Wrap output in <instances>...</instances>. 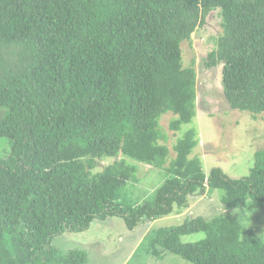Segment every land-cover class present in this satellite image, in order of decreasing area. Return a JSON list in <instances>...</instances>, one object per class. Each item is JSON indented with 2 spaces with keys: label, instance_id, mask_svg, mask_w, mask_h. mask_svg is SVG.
Here are the masks:
<instances>
[{
  "label": "trees",
  "instance_id": "16d2710c",
  "mask_svg": "<svg viewBox=\"0 0 264 264\" xmlns=\"http://www.w3.org/2000/svg\"><path fill=\"white\" fill-rule=\"evenodd\" d=\"M216 9L222 31L204 66L222 64L232 109L264 112V0H0V138L9 148L0 156V264H85L84 250L59 253L53 237L109 215L133 229L185 211L206 190H222L228 208L247 197L246 209L264 208V149L248 176L205 173L191 156L197 129L170 157L160 126L167 111L175 132L196 116V73L180 46ZM105 157L115 159L97 169ZM126 158L167 172L146 201H120L136 179ZM199 231L197 241L180 239ZM147 238L159 259L264 264V232L232 215L189 216Z\"/></svg>",
  "mask_w": 264,
  "mask_h": 264
},
{
  "label": "rangeland",
  "instance_id": "374dc122",
  "mask_svg": "<svg viewBox=\"0 0 264 264\" xmlns=\"http://www.w3.org/2000/svg\"><path fill=\"white\" fill-rule=\"evenodd\" d=\"M222 31L219 11L213 10L198 26L189 40L181 43L183 66L193 67L196 73V116L191 123L182 124L179 131L169 129L174 117L165 112L160 118V126L167 135L170 157L175 155L173 145L185 130L195 127L198 144L191 156L200 158L203 171L218 167L231 178L248 176L254 162L255 152L264 149V112L252 114L249 111L232 109L222 88V64L206 68L204 60L216 47V40ZM6 140L0 138V156L9 152ZM115 158L105 157L99 161L97 169H102ZM136 167V179H129L120 190L123 203H140L151 196L167 178L165 168L154 167L126 158ZM170 160V159H169ZM222 190H206L190 196V206L179 214H170L151 221L139 222L128 229L122 217L109 215L105 219H94L88 228L81 231H64L53 237L51 246L59 253L69 249L86 252L85 264H194L173 253H165L162 259L149 252L147 236L158 227L176 226L186 217L232 215L240 222L253 227L258 233L264 232V208L246 209L250 204L247 197L241 208H228L220 200ZM203 231L182 235L184 242L203 238ZM159 247H157L158 249Z\"/></svg>",
  "mask_w": 264,
  "mask_h": 264
}]
</instances>
